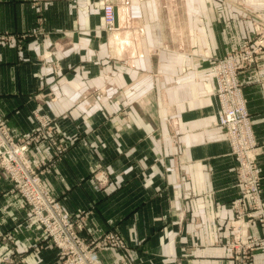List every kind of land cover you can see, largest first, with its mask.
Masks as SVG:
<instances>
[{"label":"crops","instance_id":"1","mask_svg":"<svg viewBox=\"0 0 264 264\" xmlns=\"http://www.w3.org/2000/svg\"><path fill=\"white\" fill-rule=\"evenodd\" d=\"M257 18L264 0H0V117L17 139L46 119L28 150L45 188L86 240L112 233L125 244L100 251L99 264H234L235 163L214 120L211 61ZM240 79L264 207V53ZM10 187L0 174V257L59 264L55 249L34 250L44 237ZM238 223L258 242L250 263L264 264V224Z\"/></svg>","mask_w":264,"mask_h":264},{"label":"built area","instance_id":"2","mask_svg":"<svg viewBox=\"0 0 264 264\" xmlns=\"http://www.w3.org/2000/svg\"><path fill=\"white\" fill-rule=\"evenodd\" d=\"M102 14L105 27L114 29L113 5L105 4ZM259 24L260 30L255 33L257 37L252 40L251 50L240 51L243 55L232 50L223 57L214 59L211 66V76L215 82L214 120L225 135L229 154L235 163V187L239 193V197L231 202L236 226L231 228L229 248L233 251L231 258L234 264H252L250 250L258 244L243 237L238 219L264 224V207L260 202L262 176L254 159L258 145L240 82L244 65L256 62L258 55L264 52V21ZM2 44H7V37L0 35V45ZM38 122L39 128L35 133L17 139L0 117V174L10 182V192L17 196L27 209V220L35 225L44 237V242L34 250L55 249L59 264H99L97 255L100 251L107 248L125 251V244L117 234L111 233L97 240H86L78 230L80 218L64 213L47 191L40 163L33 164L28 156L29 148L44 139L46 134V119ZM65 150L64 145L56 152L59 155ZM105 180L104 177L100 179L101 182ZM5 237L0 227V240ZM24 263L23 259L16 258L15 253L9 249L0 257V264ZM118 264L131 262L121 255Z\"/></svg>","mask_w":264,"mask_h":264},{"label":"rangeland","instance_id":"3","mask_svg":"<svg viewBox=\"0 0 264 264\" xmlns=\"http://www.w3.org/2000/svg\"><path fill=\"white\" fill-rule=\"evenodd\" d=\"M246 16H247V18L248 19H250L252 22H254V16L255 15H253V14H250V13H248V14H246ZM261 21H264V19H261V18H257V20H256V22H257V25H258V28H257V30H255L254 28H251V29H253V30H250V32H248V34H247V37L244 39V41H243V43H241V45H239V46H237V47H235L233 50L234 51H239V54L240 55H243V53L242 52H240V51H244V52H247V51H249V50H251V48H250V45H251V43L253 42L252 40H254L257 36H256V32L257 31H259L260 30V22ZM262 27V26H261ZM231 52V51H230ZM229 53V52H228ZM228 53H226V54H228ZM261 53H264V52H261ZM260 53V54H261ZM225 54V55H226ZM259 54V55H260ZM221 58V57H220ZM214 60V59H213ZM213 60L211 61V66H212V62H213ZM255 64H256V62H253V63H251V64H246V65H244L245 67L241 70V71H244V70H246V69H248V68H252V67H254L255 66ZM241 75V74H240ZM240 82H241V79H240ZM241 85H242V82H241ZM242 89H243V86H242ZM243 93H244V91H243ZM244 95V94H243ZM245 100H246V98H245ZM246 106H247V101H246ZM39 118V120L41 121L42 120V117H38ZM51 143V146L52 147H54V150L55 151H57V149H61V147L63 146L64 147V143H57V142H54V141H52V142H50ZM62 153H64V152H62ZM61 153V154H62ZM61 154H59V156L61 155ZM102 177H104V176H102ZM105 178V177H104ZM234 187H235V185H234ZM235 189H236V187H235ZM236 191H237V189H236ZM237 197H239V193H238V191H237V196H236V198ZM18 256V255H17ZM17 258H20L19 256L17 257Z\"/></svg>","mask_w":264,"mask_h":264},{"label":"water","instance_id":"4","mask_svg":"<svg viewBox=\"0 0 264 264\" xmlns=\"http://www.w3.org/2000/svg\"><path fill=\"white\" fill-rule=\"evenodd\" d=\"M114 25H116V21H115V13H114Z\"/></svg>","mask_w":264,"mask_h":264}]
</instances>
